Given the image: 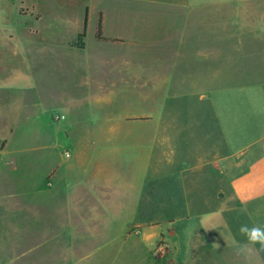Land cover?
<instances>
[{"label":"crops","instance_id":"1","mask_svg":"<svg viewBox=\"0 0 264 264\" xmlns=\"http://www.w3.org/2000/svg\"><path fill=\"white\" fill-rule=\"evenodd\" d=\"M63 1L0 0V154L40 142L56 206L104 209L102 231L63 233L103 240L75 243L72 264L132 245L152 264H264L236 252L241 224L264 226V0ZM15 71L29 84L14 89ZM64 82L82 89L71 102ZM32 191L30 177L11 196Z\"/></svg>","mask_w":264,"mask_h":264},{"label":"rangeland","instance_id":"2","mask_svg":"<svg viewBox=\"0 0 264 264\" xmlns=\"http://www.w3.org/2000/svg\"><path fill=\"white\" fill-rule=\"evenodd\" d=\"M72 2L73 0L63 1L65 5L68 3L72 4ZM18 13L22 17H28L32 12L22 4L18 9ZM21 34L23 35V33ZM66 34L68 36L66 43L70 47L77 40V36L74 38L75 35L72 36L71 32ZM24 37L22 36V38ZM92 41L93 39L87 31L85 43L90 44ZM33 44H37V41L35 40ZM54 47L55 51L57 47L61 48V45H55ZM68 47H65L64 55H68L67 57L72 59L76 54H71V49ZM58 49L56 51H59L58 53L61 54L63 50ZM1 50L5 51V48ZM14 53L16 52L14 51ZM1 56L2 58H7L6 56L8 55L5 52ZM52 66L54 68L60 67L55 61L52 63ZM16 73L24 74L23 71H15L16 77L13 75L14 78L12 80L14 89H18L16 87L22 84H29V77H23L22 74L17 75ZM75 87L77 86L64 82L61 83V86L57 85V87L52 88L58 90V92L64 91L65 99L71 102L73 95L82 90L81 88L75 89ZM67 110L68 112L70 111L69 108ZM96 112V110H90L88 113L93 119L96 118ZM64 118L63 115L56 112L50 113L49 116L50 122L53 124L64 120ZM64 123L60 122V125ZM40 134V128L35 129L32 133L33 137ZM42 147L43 145L40 142H33L32 144H6L2 142L1 144L0 264H72L73 259L83 256L79 254V250L81 252L87 251L92 249L95 243L103 242L101 239L96 241H88V239L77 241L67 238L68 236L63 234L64 232L70 233L74 230L82 234L87 233L89 227H91L94 233L102 231L105 225H101L100 222L105 220L103 216L104 209H93L90 211V209L84 208L80 209V214H76L74 213V209L57 207V197L52 193L45 192L49 187L50 181L48 178L42 176L43 168L41 163L44 162V160L40 159L41 153H43ZM67 148L68 146L65 145L60 149V152L64 153L65 157L69 156ZM26 150L32 151V175L29 177H26L24 173V166L28 163V156L25 158L24 152ZM43 166L47 168V163L44 162ZM30 177L33 184L32 194L28 195L27 198H25L24 192H19L22 195L11 196L15 194L14 190L16 186L24 185ZM90 217L93 219V222H89ZM109 228L112 229L111 226ZM115 230L116 227L113 226V231ZM13 232L17 234L12 235ZM75 243L76 248L79 250L76 249L74 254L72 247ZM119 248L121 247L110 249L109 255L106 258L104 255L98 257V264H152V256H142L139 250H133L136 249L133 245V249ZM166 255L168 256L164 252V262L167 260Z\"/></svg>","mask_w":264,"mask_h":264},{"label":"clouds","instance_id":"3","mask_svg":"<svg viewBox=\"0 0 264 264\" xmlns=\"http://www.w3.org/2000/svg\"><path fill=\"white\" fill-rule=\"evenodd\" d=\"M244 237V242L236 246V252L248 260L252 252L264 253V226L241 224L238 229Z\"/></svg>","mask_w":264,"mask_h":264},{"label":"trees","instance_id":"4","mask_svg":"<svg viewBox=\"0 0 264 264\" xmlns=\"http://www.w3.org/2000/svg\"><path fill=\"white\" fill-rule=\"evenodd\" d=\"M85 36V32H82L81 34H79L77 36V40L72 44V46L81 49L83 48V44H82V39ZM95 39L96 40H104L102 37V32H101V24H100V20L98 22L97 28H96V32H95Z\"/></svg>","mask_w":264,"mask_h":264}]
</instances>
